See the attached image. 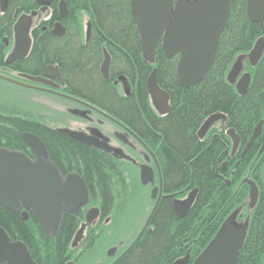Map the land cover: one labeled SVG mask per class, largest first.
Returning <instances> with one entry per match:
<instances>
[{
    "label": "trees",
    "instance_id": "1",
    "mask_svg": "<svg viewBox=\"0 0 264 264\" xmlns=\"http://www.w3.org/2000/svg\"><path fill=\"white\" fill-rule=\"evenodd\" d=\"M22 1L26 11L36 9L34 0ZM66 4L69 16L61 20L66 34L55 37L45 29L36 35L27 57L14 65L16 70L39 75L45 64H53L70 85L66 87L69 94L85 98L110 117L123 122L132 120L137 129L151 128L162 138L158 159L167 196L160 199L150 229L115 264H172L187 252L192 262L230 215H234L237 225H247L236 264H264V149L258 152L264 141V52L254 65L248 58L254 42L264 39V21L261 26L248 19L246 0H230L229 16L212 65L201 82L182 87L176 73L178 54L166 58L159 43L152 64L143 57L130 0H66ZM80 9L86 12L91 25L87 41L81 31ZM51 19H59L56 4ZM103 49L111 58L107 80L99 71ZM236 61L241 64L239 74L229 81L227 76ZM153 68L157 70V84L168 94L171 106L170 112L157 119L149 113L145 85ZM243 73H249L250 84L241 96L237 94L236 81ZM119 75H124L129 85L127 97L113 84ZM216 112L223 118L210 124L200 138L198 129L207 116ZM11 113L0 112V146L28 153L21 133L28 131L38 136L59 169L77 172L84 178L90 192L88 205L99 204L102 215L110 216L111 225L99 222L89 227L78 249L71 247V240L83 220L84 208L73 214L63 213L55 236L47 237L33 217L23 220L20 212L2 205L0 226L12 239L26 245L37 264H64L71 257L85 260L96 254L107 230L129 212L126 206L132 202L130 185L118 174L123 169L99 150L41 125L35 117L19 111ZM259 121L260 135L240 156ZM227 128H233L240 137L233 154ZM144 139L151 143L147 136ZM226 160L228 167L223 171L220 166ZM244 178L252 180L258 190L253 207L249 205V186ZM194 188L196 198L187 214L179 218L171 207L172 200ZM120 237L112 238L116 243L123 238Z\"/></svg>",
    "mask_w": 264,
    "mask_h": 264
},
{
    "label": "water",
    "instance_id": "2",
    "mask_svg": "<svg viewBox=\"0 0 264 264\" xmlns=\"http://www.w3.org/2000/svg\"><path fill=\"white\" fill-rule=\"evenodd\" d=\"M48 1L36 0L42 6ZM59 10L62 16L67 15L65 0L59 1ZM229 10L230 0H130V12L139 35L143 57L152 63L158 43L166 58L179 54L176 73L178 83L182 87L193 86L203 80L214 61L219 37L225 27ZM246 15L249 20L262 26L264 0H246ZM29 25L30 16L25 14L16 21L14 25L15 42L8 61L16 58L23 59L28 55ZM89 31L90 23L88 22L87 38ZM52 32L63 34L64 29L60 24H56ZM263 52L264 39L260 37L248 55L250 63L256 64ZM110 62V55L103 49L100 72L105 79L109 75ZM240 68V62L236 61L227 79L232 81L237 77ZM54 70H57L56 67L48 65L44 70V77L26 76V78L47 82L54 76L51 73ZM249 84V73L240 75L236 81L237 93L245 94ZM125 88L128 89L127 86ZM146 88L155 109L160 114H166L169 111L168 94L158 86L155 68L146 79ZM218 118H223V116L217 114L205 119L198 130V136L201 137L209 125ZM261 127L262 122L260 121L254 128L247 147L260 133ZM60 131H65L69 137L84 144L94 147L104 146L81 132L61 129ZM227 133L231 137L233 151H235L239 138L231 128H228ZM21 138L30 148L34 159H30L23 153L0 148V205L11 211L20 212L23 219L31 214L47 237L55 236L62 214L64 212L73 213L87 204L88 189L83 178L77 173H70L65 177L59 173L56 166L50 162L46 147L38 136L23 133ZM261 149H264V142ZM140 180L144 185L153 183V171L150 167L142 166ZM244 181L249 185V205L253 207L257 200L258 190L252 181L246 178ZM156 192L157 188L154 187L150 198L155 199V202L140 231L130 245L110 264H115L135 244L142 233L147 228L150 229L148 226L160 199V196H156ZM195 192L196 189H193L184 200H173L172 207L179 218L187 214L194 201ZM98 215L96 208L88 209L84 222L81 223L73 238L72 247L81 240L85 226L93 222ZM246 233L247 225H237L234 215H230L192 264H236ZM116 249L117 246L109 249L107 256H112ZM0 264H37L26 245L19 239L10 238L1 226ZM173 264H189V252L184 257L175 260Z\"/></svg>",
    "mask_w": 264,
    "mask_h": 264
},
{
    "label": "flooded vegetation",
    "instance_id": "3",
    "mask_svg": "<svg viewBox=\"0 0 264 264\" xmlns=\"http://www.w3.org/2000/svg\"><path fill=\"white\" fill-rule=\"evenodd\" d=\"M34 1L36 4V9L26 11L25 10L26 5L23 4L22 0H0V83L2 84L7 85L11 81L13 83L15 71L10 69V67L14 66L16 62L24 60L26 58L25 57L16 62L13 61L10 64H8V66H6L5 64V60L7 59L8 55L10 54V52L13 50L14 47L13 46L14 25L16 21L19 19V17L23 14H30L31 12L35 11V13H33L31 16L30 25H29L30 36L32 37V39L34 38V36L42 33L47 26L51 27L56 22L55 19H51V13L53 12L54 4H56L57 7L60 0H49L48 3L44 4L43 6L38 4L36 0ZM16 4L17 7L15 6ZM99 71H100V66H99ZM43 72L36 76L44 75ZM21 73L23 74V72ZM5 76L8 79L7 78L5 79ZM23 82L28 84L32 88L35 87L37 88V90H40L41 92H38L39 95L44 96L45 98L48 97V99L54 104V106L56 105L55 109L58 112L57 120L58 122L62 123L60 125H62L66 130L81 132L90 139L100 142L104 145L103 147H94L85 144L90 148L99 150L101 153L108 156L111 160L121 164V166L123 167V176L125 177L128 185L132 186V189L130 186H128V194L132 195L133 193H136L137 196L142 194L144 198L150 199L151 190L154 187H156L157 197L160 196V198H162L163 196H167V194L164 193L163 190L162 173L158 171L160 168L158 151L160 148L159 147L160 143L162 142V138L157 132H155L151 128L145 129L141 127L140 129H137L135 123L132 122V120L131 122L128 121L123 122L122 120H118L116 118L110 117L101 110L95 108L85 98L82 97L73 98V97L65 96L61 90L62 88H64V86L60 84L56 76H53V78L48 83H42L41 81H34L30 78L29 79L26 78L25 80H23ZM113 83L117 85V83H121V81L116 79L113 81ZM129 94L130 92H128V94L124 96L127 97L129 96ZM149 103L151 106L149 113L153 115L155 119H157L159 115L161 116L165 115V114H160L152 105V102L150 100ZM6 111L7 113L15 112L14 110H8V109ZM63 133L66 134L65 131H63ZM144 136H147L150 139L151 141L150 144L146 142ZM239 142H240V137H239ZM233 153L234 151L231 152V154ZM26 155L30 159H34V156L31 153V151L26 153ZM240 156L243 155L240 154ZM49 160L57 167L59 173L63 177L71 173V172L65 173L61 169H59V167L55 164V162L51 160L50 156H49ZM142 166H148L152 169L153 171L152 184L147 183L144 185L141 183L140 172ZM172 203H171V207H172ZM88 204L87 205L85 204L78 209V210L83 208L85 209L83 217L85 216L87 210L91 207V206L88 207ZM29 217H32V215L28 214L27 218ZM83 221L84 219L81 222ZM122 245L123 244H120L118 245V247ZM118 250L119 248L117 249L115 255L111 257V260L108 261V263L106 264H110L123 251L122 250L119 252ZM70 264H74L73 260L70 261Z\"/></svg>",
    "mask_w": 264,
    "mask_h": 264
},
{
    "label": "bare ground",
    "instance_id": "4",
    "mask_svg": "<svg viewBox=\"0 0 264 264\" xmlns=\"http://www.w3.org/2000/svg\"><path fill=\"white\" fill-rule=\"evenodd\" d=\"M66 2V1H65ZM66 7H67V4H66ZM67 10H68V7H67ZM56 11H57V14H58V17H59V19H55L56 20V22H55V24L53 25V26H51V27H49V26H47L46 27V29H49V31H50V33L53 35V36H55V37H63L65 34H66V27L64 26V24L62 23V21L61 20H63V19H66V18H68V16H69V10H68V12H67V15L66 16H62L61 14H60V10H59V4L57 5V7H56ZM229 12H230V10H229ZM33 13H35V11H33V12H31L30 14H25V15H28V16H30V19H31V16H32V14ZM78 13L81 15V18H82V14H86V12L84 11V10H79L78 11ZM229 16V15H228ZM80 21H81V26H82V28H81V31H82V34H83V37L85 38V40H88V38H89V36H88V38H87V36H86V32H87V23L89 22V21H87L86 22V25L84 26V21H83V19H80ZM90 23V22H89ZM56 24H60L62 27H63V29H64V33L63 34H54L53 32H52V30L54 29V27H55V25ZM44 31V30H43ZM90 31H91V25H90ZM90 31H89V35H90ZM28 36H29V38H30V47H29V52H30V50H31V48H32V44H33V41H34V38L32 39V37L30 36V30H28ZM35 37V36H34ZM14 42H15V37H14ZM256 42V41H255ZM255 42H254V44H255ZM254 44H253V46H254ZM14 46V45H13ZM252 46V47H253ZM11 53H12V51L10 52V54L8 55V57L11 55ZM8 57H7V59H8ZM27 57V56H26ZM262 57V56H261ZM5 60V64H6V66H8V64H10L11 62H16V61H18V60H20V58H16V59H13L12 61H8V60ZM148 61V60H147ZM153 61H154V59H153ZM259 61V60H258ZM149 62V61H148ZM150 63V62H149ZM153 63V62H152ZM152 63H150V64H152ZM48 65H52V66H54V67H56V69L58 70H54L53 72H51V73H53V75L54 76H56L57 77V80L60 82V84H62V86H64V88H62L61 90H62V93L65 95V96H68V97H79V96H75V95H72V94H69V92L66 90V87L68 86V82H66L65 80H64V78H63V75H62V72L60 71V69L57 67V66H55V65H53V64H50V63H47V64H45V68L48 66ZM5 66V65H4ZM9 67H10V65H9ZM10 69H12V70H14L15 72H14V78H13V83H12V81L10 82V83H8L7 85H5V84H2V83H0V94H2V95H5V93H8L9 92V88L8 87H10V86H12V84H17V85H22V87H26V88H28V89H30V93H29V95L27 96V99H28V101H33L35 104H37V105H41V103H39V101H37L36 100V98H44V96H41V95H39V93L38 92H41L40 90H37V88H35V87H31V86H29L28 84H26V83H24L23 82V80H25L26 78H25V76H31V77H39V76H36V75H30V74H26V73H21V71H18V70H16V68H15V66H12V67H10ZM154 69V68H153ZM156 69V68H155ZM45 70V69H44ZM56 71H57V75H56ZM152 71V70H151ZM43 72V71H42ZM44 73V72H43ZM100 74H101V72H100ZM150 74V73H149ZM148 74V75H149ZM101 76H102V74H101ZM41 77H44V75H41ZM122 77V79H120ZM148 77V76H147ZM156 77H157V70H156ZM7 77L5 76V79H6ZM53 77H51L50 79H49V81H47V82H43V81H41L42 83H48V82H50V80L52 79ZM102 78H103V76H102ZM108 78H109V75H108ZM107 78V79H108ZM8 79V78H7ZM104 80H107V79H105V78H103ZM117 79L118 80H120L121 81V83H117V85L121 88V91H123L124 92V95H127V92H130V88H129V85H128V83L125 81V79H124V75H119L118 77H117ZM147 79V78H146ZM71 84L72 83H74V82H70ZM113 84H115V83H113ZM116 85V84H115ZM127 86V90H125V86ZM145 85H146V82H145ZM68 87H70V85L68 86ZM7 88V89H6ZM146 91H147V88H146ZM147 93H148V91H147ZM238 94V93H237ZM63 95V96H64ZM238 95H240V94H238ZM244 95V94H243ZM148 96H149V93H148ZM242 96V95H241ZM81 98V97H80ZM168 98H169V96H168ZM149 99H150V96H149ZM169 100V99H168ZM168 105H169V112H170V110H171V106H170V103L168 102ZM41 106H43V105H41ZM44 107V106H43ZM45 108V107H44ZM14 110V111H19L20 113H22V114H26V115H28V116H33V117H35L36 119V121L38 122V123H40L41 125H43V126H49V127H51V128H54L55 130H57V131H60V129L61 130H66L62 125H60V124H62L61 122H58L56 119H57V114H58V112H57V110H54V111H51V113H50V115H49V117H46L45 116V114L43 115V113L44 112H36V113H34V114H32V113H29V112H26V111H24V110H20V109H17V108H15V106H13V105H4V104H1L0 105V112H3V110ZM55 109V108H54ZM47 110V109H46ZM103 112V111H102ZM220 112H216V113H213V114H211V115H209V116H207L206 117V119L208 118V117H210V116H212V115H217V114H219ZM7 114H9V113H7ZM11 114H14V113H11ZM10 114V115H11ZM107 115V114H106ZM224 115V114H223ZM225 116V115H224ZM53 117L55 118L56 117V121L53 119ZM54 121L55 122H57L58 124H57V126H53V124L52 123H54ZM260 122V121H259ZM258 122V123H259ZM262 122V121H261ZM257 123V124H258ZM256 124V125H257ZM256 125L253 127V130H254V128L256 127ZM58 127V128H57ZM231 129H233V128H231ZM199 130V129H198ZM227 130H228V128L226 129V133H227ZM234 130V129H233ZM253 130H252V133H253ZM261 130H262V127H261ZM234 132H235V130H234ZM23 133H31V134H33L32 132H28V131H24V132H22L21 133V135L23 134ZM197 133H198V131H197ZM252 133H251V135H250V137L248 138V140H247V142H246V144H245V146H244V149L242 150V152H241V154H244L245 153V151L253 144V142H254V140L260 135V133H261V131H260V133L254 138V140L252 141V143L247 147V145H248V142H249V140L251 139V137H252ZM235 134L238 136V138H239V135L235 132ZM20 135V136H21ZM198 135V134H197ZM204 135V134H203ZM203 135L201 136V137H203ZM227 135L230 137V135L227 133ZM200 137V138H201ZM22 139V138H21ZM230 139H231V137H230ZM232 141V140H231ZM79 142V141H78ZM264 142V141H263ZM25 143V142H24ZM82 143V142H81ZM240 143V142H239ZM238 143V144H239ZM26 144V143H25ZM84 144V143H83ZM263 144V143H262ZM45 145V144H44ZM85 145V144H84ZM26 146H27V144H26ZM87 146V145H86ZM46 147V146H45ZM261 147H262V145H261ZM261 147L259 148V153H261L262 151H263V149H261ZM0 148H3V149H6V150H8V151H13V152H19V153H23V154H25L26 155V153H24V152H21V151H17V150H13V149H8V148H5V147H2V146H0ZM27 148H28V152L29 151H31L30 150V148L27 146ZM246 149V150H245ZM46 150H47V148H46ZM232 151H233V144H232ZM32 153V152H31ZM47 153H48V150H47ZM33 154V153H32ZM34 156V155H33ZM116 164L119 166V169H123V167L121 166V164H119V163H117L116 162ZM227 167H228V161L226 160V161H224V162H222V164H221V166H220V169L221 170H223V171H225V170H227ZM57 168V167H56ZM159 172H161V167L159 168V170H158ZM71 173H77V172H71ZM70 174V173H69ZM78 174V173H77ZM118 174H120V176H123V173H122V171H120ZM68 175V174H67ZM79 176H81L80 174H78ZM82 177V176H81ZM83 178V177H82ZM229 178L230 177H228L226 180H227V182H229L230 180H229ZM245 179V178H244ZM244 179H243V181H244ZM247 179V178H246ZM83 180H84V178H83ZM248 180H250V179H248ZM250 181H252V180H250ZM84 182H85V180H84ZM244 182H246V181H244ZM253 182V181H252ZM247 183V182H246ZM254 183V182H253ZM85 184H86V182H85ZM248 184V183H247ZM249 186V185H248ZM256 186V185H255ZM86 187H87V185H86ZM257 188V187H256ZM87 189H88V187H87ZM194 189H196V191H197V188H194ZM193 190V189H192ZM192 190H190L185 196H183V197H181V198H176V197H174L173 198V200H184V199H186L188 196H189V194L192 192ZM89 195H90V192H89V189H88V197H89ZM133 195V194H132ZM131 195V196H132ZM183 198V199H182ZM195 198H196V192H195ZM195 198H194V200H195ZM146 199V200H145ZM148 199L149 198H144V196L142 195V194H140L139 196H137L136 197V201L138 200V202H139V204H140V209L141 210H143L144 212H145V209H146V205H147V203H148ZM161 199V198H160ZM160 199H159V201H160ZM145 201H146V203H145ZM152 201V204H151V207L149 208V211L147 212L148 214H147V216L149 215V213H150V211H151V209H152V207H153V204H154V202H155V199H153V200H151ZM194 202V201H193ZM158 204H159V202H158ZM193 204V203H192ZM92 206L94 207V208H96L97 210H98V216L99 217H97L93 222H91L90 224H87L86 226H85V228H84V230H83V233H82V237H81V239L84 237V235H85V233H86V231H87V229L89 228V227H93V226H95V225H97L99 222H102L103 223V225L104 226H109V225H111V221H110V216H108L106 219H108L110 222H105L104 221V219H105V216H103L102 215V209H101V207H100V205L99 204H92ZM157 207H158V205H157ZM145 208V209H144ZM157 209V208H156ZM190 209V208H189ZM88 211V210H87ZM156 211V210H155ZM65 214H73V213H75V212H73V213H66V212H64ZM155 213V212H154ZM63 215V214H62ZM144 216H145V214H144ZM147 216H146V218H147ZM22 217V216H21ZM145 218V219H146ZM23 219V218H22ZM28 218H26V219H23V220H27ZM83 219H85V216L83 217ZM145 221V220H144ZM37 223V222H36ZM61 223V222H60ZM81 223H83V222H80V224H79V227H80V225H81ZM38 224V223H37ZM39 225V224H38ZM60 226V225H59ZM79 227L76 229V231H75V233H74V235H73V237H72V240H71V243H72V241H73V238H74V236H75V234H76V232H77V230L79 229ZM59 229V228H58ZM137 227H135V230L136 231H140V229H141V227H140V229H138ZM42 230V229H41ZM43 232V231H42ZM138 232H137V234H138ZM44 233V232H43ZM136 234V235H137ZM11 238V237H10ZM121 238V237H120ZM140 238V237H139ZM122 240V239H121ZM81 242V240L79 241V242H77V244L73 247V248H76L77 247V249H78V246H79V243ZM120 244H123V242L122 241H118V242H116V243H114L113 245H110L109 246V248L107 249V251H106V255H107V252H108V250L109 249H111L112 247H114V246H117V249L119 248L120 249V247H118V245H120ZM72 247V246H71ZM128 247V246H127ZM126 247V248H127ZM125 248V249H126ZM105 249V250H106ZM117 249H116V251H117ZM124 249V250H125ZM123 250V251H124ZM116 251H115V253H116ZM119 252H120V250H118ZM122 251V252H123ZM105 252V251H104ZM115 253L113 254V255H115ZM112 255V256H113ZM120 255V254H119ZM118 255V256H119ZM186 254H184L183 256H180V257H178L177 259H179V258H182V257H184ZM117 256V257H118ZM108 257H111V256H108ZM116 257V258H117ZM115 258V259H116ZM197 258V257H196ZM195 258V259H196ZM114 259V260H115ZM176 259V260H177ZM195 259H193V261L191 262L190 261V255H189V264H192L193 262H194V260ZM71 260H73V262H74V264H86V259L84 260V259H80V258H76V257H71V258H69V259H67L66 261H65V263L64 264H70V261ZM104 260V259H103ZM113 260V261H114ZM175 261V260H174ZM112 263V262H111ZM116 263V262H115ZM174 263V262H173ZM172 263V264H173Z\"/></svg>",
    "mask_w": 264,
    "mask_h": 264
},
{
    "label": "rangeland",
    "instance_id": "5",
    "mask_svg": "<svg viewBox=\"0 0 264 264\" xmlns=\"http://www.w3.org/2000/svg\"><path fill=\"white\" fill-rule=\"evenodd\" d=\"M81 19H83L84 26H85L86 22L88 20L87 15L82 14ZM8 88H9L8 93H5V95L0 94V105L1 104L10 105L11 104V105L15 106V108H17V109L24 110V111L32 113V114H34L36 112H44L43 115L45 114L46 117H49L51 111L56 110V109H54L56 107V105L54 106V104L48 99V97L47 98L44 97L42 99L36 98V100L39 101V103H41V105H43L45 107L44 108L41 105L35 104L33 101H28L27 96L30 93V89H28L26 87H22L20 85H17L15 83L12 84V86H10ZM56 117H58V116H56ZM56 117L55 118L53 117V119L55 120ZM55 121H54V123H52L53 126H57V124H58ZM136 197H137V194L133 193V195L131 196L132 202H131L130 206L129 207H128V205L126 206V210H129V212L126 214V216H121V218L118 217L117 220L112 225L111 229L107 230L106 235L103 237V244L99 247L98 252L96 254L89 256L85 260L86 264H106V263H108V261L111 260L112 256L108 257L106 255V251L110 245H113L115 243L113 241V238L116 239V238H119L120 236L123 237L122 240H120L123 242V245L120 246V249H119L120 251H122L124 248L129 246L130 243L133 241V239L135 238L134 234H135V232H137L135 230V227H137L138 229L140 227H142L144 220L148 214L147 212L149 211V208L151 207V204H152L151 199H148V203L146 205V209L144 208L145 209V212H144L143 210L140 209V204H139L138 200L136 201ZM145 203H146V201H145ZM90 206H92V205H88V207H90ZM144 214H145V216H144ZM107 222H110V221L107 220Z\"/></svg>",
    "mask_w": 264,
    "mask_h": 264
}]
</instances>
